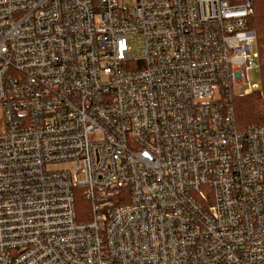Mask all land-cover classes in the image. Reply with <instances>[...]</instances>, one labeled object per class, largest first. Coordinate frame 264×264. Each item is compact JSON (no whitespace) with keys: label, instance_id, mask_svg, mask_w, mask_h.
<instances>
[{"label":"built area","instance_id":"obj_1","mask_svg":"<svg viewBox=\"0 0 264 264\" xmlns=\"http://www.w3.org/2000/svg\"><path fill=\"white\" fill-rule=\"evenodd\" d=\"M126 2L0 0V264H264L253 0Z\"/></svg>","mask_w":264,"mask_h":264},{"label":"trees","instance_id":"obj_2","mask_svg":"<svg viewBox=\"0 0 264 264\" xmlns=\"http://www.w3.org/2000/svg\"><path fill=\"white\" fill-rule=\"evenodd\" d=\"M248 25L257 34L258 58L263 59L261 63L263 86L260 90L239 95L233 99V107L241 129H246L254 124H264V0H253V13L248 19ZM89 206V202L79 194L76 200V208L80 220L86 216Z\"/></svg>","mask_w":264,"mask_h":264},{"label":"rangeland","instance_id":"obj_3","mask_svg":"<svg viewBox=\"0 0 264 264\" xmlns=\"http://www.w3.org/2000/svg\"><path fill=\"white\" fill-rule=\"evenodd\" d=\"M134 0H127L126 5L131 6L133 4ZM129 45L131 47V55L133 57H139L141 55V50L143 47V40L140 36H133L129 40ZM253 49L255 52H259L257 45L254 44ZM254 62L256 64L255 67L250 68L247 73V82L246 85L241 90H237V92H244L243 94H246V92L249 90L257 91L262 89L263 86V73L261 71V63L263 62V59L255 58ZM2 118V114L0 112V120ZM3 132V123L0 121V133ZM87 216V215H86Z\"/></svg>","mask_w":264,"mask_h":264}]
</instances>
